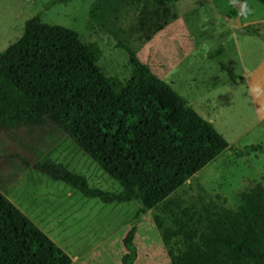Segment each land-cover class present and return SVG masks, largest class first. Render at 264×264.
<instances>
[{"label": "rangeland", "instance_id": "rangeland-1", "mask_svg": "<svg viewBox=\"0 0 264 264\" xmlns=\"http://www.w3.org/2000/svg\"><path fill=\"white\" fill-rule=\"evenodd\" d=\"M247 4L245 20L264 35V4ZM144 5L154 6L151 0H0V69L40 101L61 85L63 118L106 101L134 104L137 71L117 35L191 107L210 122L206 114L212 115L231 145L259 143L264 149V38L240 30L247 24L238 25L231 0H180L169 4L178 17L147 41L139 25ZM38 16L31 45L20 46L25 22ZM223 41L227 59H218ZM83 127L139 151L155 172L165 160V142L145 114L109 112ZM49 137L56 141L37 152L30 138L13 143L0 131V190L74 258L72 264H121L122 238L140 203L106 204L21 164L20 155L55 159L86 174L92 186L121 190L66 133L55 130ZM261 230L264 150L240 156L226 149L142 215L137 263L264 264L217 240L237 238L264 250V236L256 241Z\"/></svg>", "mask_w": 264, "mask_h": 264}, {"label": "trees", "instance_id": "trees-1", "mask_svg": "<svg viewBox=\"0 0 264 264\" xmlns=\"http://www.w3.org/2000/svg\"><path fill=\"white\" fill-rule=\"evenodd\" d=\"M57 1L67 3L72 0ZM151 1L154 6L148 8L144 5L139 16V25L143 29L141 37L147 41L163 30L171 19L178 17L169 4L180 0ZM258 1L264 4V0ZM105 17L103 14V19L106 20ZM39 18H30L25 22L24 39L20 46L31 45L32 31ZM240 30L264 38L257 26L247 24ZM114 37L117 44L128 52L137 71L133 79L137 94L134 104L106 101L84 115L63 118L60 116V109L66 90L59 89L61 85L49 91L48 101H40L0 69V131L13 143L30 138L37 143L34 147L37 152L56 141V138L49 137L50 134L55 130L63 131L85 155L118 182L121 190L112 191L92 186L86 174L72 170L64 162L55 159L35 160L19 154L21 164L38 170L53 180L64 182L85 197L96 198L106 204L138 201L140 206L136 211V221L127 228L122 238L124 254L121 261V264H138L135 239L138 222L147 210L157 207L224 150L231 149L238 155L245 156L264 149L259 143L245 145L243 148L231 145L213 122L203 117L169 83L157 76L147 64L142 63L135 50L124 39L117 35ZM221 50L222 46L218 52ZM213 55L215 53L209 54ZM109 112H123L127 115L141 113L149 116V122L157 136L165 142L162 153L165 160L161 161L158 172L148 165L139 151L128 148L108 133L83 127V123ZM53 139L55 141L51 142ZM157 220L161 225V220ZM261 236H264V230L259 232L256 241ZM236 239L219 237L217 240L242 256L264 259V250H257ZM73 262V258L61 246L0 190V264Z\"/></svg>", "mask_w": 264, "mask_h": 264}, {"label": "crops", "instance_id": "crops-1", "mask_svg": "<svg viewBox=\"0 0 264 264\" xmlns=\"http://www.w3.org/2000/svg\"><path fill=\"white\" fill-rule=\"evenodd\" d=\"M235 2H238V1H242V0H234ZM231 3H232V1H231ZM246 5H245V10H244V12H243V15H242V17H241V22L243 21V23H245V24H249V23H252L250 20H245V18H244V15H245V13L247 12V10H248V4H247V0H246ZM232 6L235 8V9H237V10H239V9H242L243 8V6L241 5V3H237V7H235L234 5H233V3H232ZM239 12V11H238ZM245 35H247L248 37L249 36H252L253 34H246L245 33ZM225 45H226V42L225 41H223V45H222V50L220 51V52H218V54H217V58L218 59H220V58H224V57H226V55H227V47H225ZM224 59H227V58H224ZM254 69V68H253ZM249 71H246V73H248ZM246 73H244V75H246ZM243 75V77L242 78H245V76ZM248 84H250V80L248 81ZM221 102V101H220ZM257 103V105L260 107V105H259V102L257 101L256 102ZM222 104V103H221ZM200 114H201V112L199 111V110H197ZM259 114L262 116V115H264V113L263 112H261V107H260V112H259ZM201 115H203V114H201ZM207 116H208V119L209 120H211V121H215V118H213V116L212 115H210V114H206ZM204 116V115H203ZM204 117H206V116H204ZM207 118V117H206ZM73 261H74V258H73Z\"/></svg>", "mask_w": 264, "mask_h": 264}, {"label": "water", "instance_id": "water-1", "mask_svg": "<svg viewBox=\"0 0 264 264\" xmlns=\"http://www.w3.org/2000/svg\"><path fill=\"white\" fill-rule=\"evenodd\" d=\"M231 1H232L233 5H234L235 7H237V3H241V5L243 6L242 9H239V10H238L239 12H238V15H237L238 25L241 26V25H242L241 17H242V15H243L244 10H245V5H246V3H245L244 1H238V2H235L234 0H231Z\"/></svg>", "mask_w": 264, "mask_h": 264}]
</instances>
